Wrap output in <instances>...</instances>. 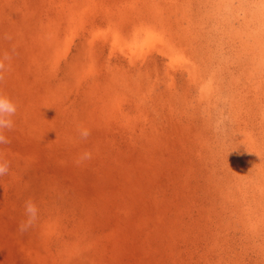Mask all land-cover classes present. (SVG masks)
I'll list each match as a JSON object with an SVG mask.
<instances>
[{
    "label": "rangeland",
    "instance_id": "1",
    "mask_svg": "<svg viewBox=\"0 0 264 264\" xmlns=\"http://www.w3.org/2000/svg\"><path fill=\"white\" fill-rule=\"evenodd\" d=\"M5 55L0 264H264V0H0Z\"/></svg>",
    "mask_w": 264,
    "mask_h": 264
},
{
    "label": "clouds",
    "instance_id": "2",
    "mask_svg": "<svg viewBox=\"0 0 264 264\" xmlns=\"http://www.w3.org/2000/svg\"><path fill=\"white\" fill-rule=\"evenodd\" d=\"M10 59L9 56L5 55L0 58V81L3 80L4 76L3 73L6 70V66L4 61ZM17 107L12 102V100L7 97L3 92H0V144H8L10 141L8 138L3 135L4 130L11 131L14 127L13 117L16 114ZM80 136L82 139L87 140L90 136V131L87 129L80 130ZM91 154L89 152H85L82 156V159H90ZM9 171V164L7 161L0 158V176H4ZM25 214L27 215L28 219L25 223L20 225V231L25 232L29 227H31L37 219L38 216V209L35 204L29 200L25 202Z\"/></svg>",
    "mask_w": 264,
    "mask_h": 264
}]
</instances>
